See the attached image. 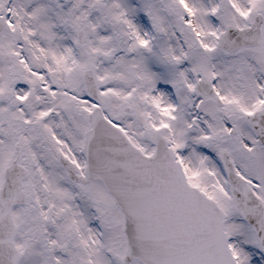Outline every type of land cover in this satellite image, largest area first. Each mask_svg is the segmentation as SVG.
<instances>
[{
    "label": "snow or ice",
    "instance_id": "snow-or-ice-1",
    "mask_svg": "<svg viewBox=\"0 0 264 264\" xmlns=\"http://www.w3.org/2000/svg\"><path fill=\"white\" fill-rule=\"evenodd\" d=\"M0 264H264V0H0Z\"/></svg>",
    "mask_w": 264,
    "mask_h": 264
}]
</instances>
